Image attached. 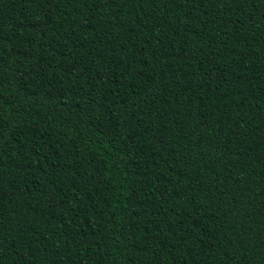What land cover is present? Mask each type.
<instances>
[{
	"label": "trees",
	"instance_id": "16d2710c",
	"mask_svg": "<svg viewBox=\"0 0 264 264\" xmlns=\"http://www.w3.org/2000/svg\"><path fill=\"white\" fill-rule=\"evenodd\" d=\"M0 264H264V0H0Z\"/></svg>",
	"mask_w": 264,
	"mask_h": 264
}]
</instances>
